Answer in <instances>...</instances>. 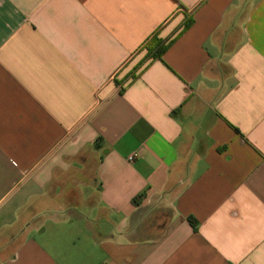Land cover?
<instances>
[{"label":"crops","instance_id":"obj_1","mask_svg":"<svg viewBox=\"0 0 264 264\" xmlns=\"http://www.w3.org/2000/svg\"><path fill=\"white\" fill-rule=\"evenodd\" d=\"M0 264H264V0H0Z\"/></svg>","mask_w":264,"mask_h":264},{"label":"trees","instance_id":"obj_2","mask_svg":"<svg viewBox=\"0 0 264 264\" xmlns=\"http://www.w3.org/2000/svg\"><path fill=\"white\" fill-rule=\"evenodd\" d=\"M192 24H193L192 19L187 20L181 32L176 37L168 41L160 40L157 38L156 35H154L144 46V49L147 51L146 60L156 59V58L161 59L164 56V54L167 52V50L178 39V37L182 35L184 32H186L192 26Z\"/></svg>","mask_w":264,"mask_h":264},{"label":"built area","instance_id":"obj_3","mask_svg":"<svg viewBox=\"0 0 264 264\" xmlns=\"http://www.w3.org/2000/svg\"><path fill=\"white\" fill-rule=\"evenodd\" d=\"M139 156H140V154H139L138 152L132 153L131 155L128 156V161H129V162H133V161H135Z\"/></svg>","mask_w":264,"mask_h":264}]
</instances>
